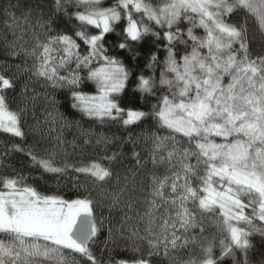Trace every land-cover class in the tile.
Listing matches in <instances>:
<instances>
[{
	"label": "snow or ice",
	"instance_id": "6c2138e0",
	"mask_svg": "<svg viewBox=\"0 0 264 264\" xmlns=\"http://www.w3.org/2000/svg\"><path fill=\"white\" fill-rule=\"evenodd\" d=\"M0 12V167L20 153L32 179L76 190L0 174V264H264V0H17ZM58 96L69 116L116 131L82 129L69 153L62 131L79 121L60 114L39 153L27 117L44 139L42 108L56 132Z\"/></svg>",
	"mask_w": 264,
	"mask_h": 264
},
{
	"label": "trees",
	"instance_id": "16d2710c",
	"mask_svg": "<svg viewBox=\"0 0 264 264\" xmlns=\"http://www.w3.org/2000/svg\"><path fill=\"white\" fill-rule=\"evenodd\" d=\"M9 2L16 3L17 0H0V7H3L5 4H7ZM22 10L23 9L15 10L16 15L19 16L20 11H22ZM3 18H4L3 13L0 12V30H2V28H3V23H2ZM253 48H254V51H260L261 44H260L259 37L256 38V42L253 45ZM16 62L19 63V61H16ZM5 68H6V65L3 62V57L0 56V71H5ZM15 73H16L15 67H11L10 69H8L6 74L14 75ZM36 88H37V91H41L38 84L36 85ZM58 98L60 100V103L57 105L58 111L53 113V115L56 117L57 123L52 125V127L56 128V132L51 133L50 136L47 134V131H46L48 126L43 123V121L45 120V114H44L42 108L38 107L37 117L41 121V127L45 129L44 139H40L39 136H37L33 133V131L31 130V126L35 123V121L32 119L30 114L27 117V123L25 125V130L28 133V136H27L26 143L28 145L33 146L39 153L43 154V149H45V148L51 149L53 146H55L56 141H55L54 137L57 135V133H59L61 131V125L63 124V121L60 120V114H63L64 116L68 117L69 120L79 121L78 126L76 124H74L71 128H67V127L63 128V131H62V139L65 142L64 148H66L69 153H73V151H74V148H73L74 142L78 146L75 148V153L78 155L79 152L81 151V147H79V146L82 145V140H83V137L80 135V132L82 129L88 130L92 127H95L97 131H105L109 135H111L112 132L116 131L115 128L111 129V131H109L107 128L100 129L98 125H95V126L92 125L91 122L87 120V118L82 119L80 117L79 113H77L75 116H69L68 115L69 111H74V110L66 108V105L69 104V100L63 96H58ZM143 130L144 131L149 130L147 124H145L143 126ZM152 130L154 131L155 129L153 128ZM140 131H141L140 128L133 130V135L135 136ZM160 134L161 135L165 134L164 130H160ZM123 135L126 136L127 133L124 132ZM6 142L10 143L11 141H6V137L4 135H0V154L3 153L4 145ZM17 142H19V141H17ZM85 147H88V146H85ZM127 147L131 148V145H128ZM138 150H141V149H138ZM57 151H59V149H57ZM89 151H91L90 147H89ZM3 164L7 165V167L6 168L0 167V174L11 175V174H14L13 170L15 169L16 171L23 172L25 175H29L30 176L29 182L35 183L38 186L39 190H41L42 192L57 191L58 190L61 194L65 195L66 197H69V196L74 197L75 196L76 190L75 189H72L71 191L68 190L67 188L64 187L63 182H61L59 189H58L56 181H54L52 179H45V180H34V179H32V177L39 175V171L36 169H30L29 168V161L27 160L26 157H24L20 153H12V154L4 157ZM124 164L129 165V166L134 164V161L130 159V154H128V157L124 160ZM149 167H150V165H149ZM116 168H117V170H119L121 172V175H123L124 168H121L120 166H116ZM104 215L107 216L108 213L105 211ZM214 232H215L214 229H210L209 233H208L209 237H211V235L214 234ZM217 239H219L218 236H217ZM253 241H254V243L259 245L260 237L258 235L255 236L253 238ZM102 247H103L102 243H100V241H97L95 250H96L98 256L101 255ZM217 252H218V249H217Z\"/></svg>",
	"mask_w": 264,
	"mask_h": 264
},
{
	"label": "rangeland",
	"instance_id": "374dc122",
	"mask_svg": "<svg viewBox=\"0 0 264 264\" xmlns=\"http://www.w3.org/2000/svg\"><path fill=\"white\" fill-rule=\"evenodd\" d=\"M259 40H260V38H259Z\"/></svg>",
	"mask_w": 264,
	"mask_h": 264
}]
</instances>
